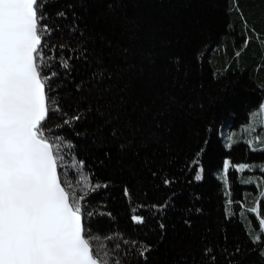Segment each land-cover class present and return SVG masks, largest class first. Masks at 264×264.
<instances>
[{"label": "trees", "instance_id": "obj_1", "mask_svg": "<svg viewBox=\"0 0 264 264\" xmlns=\"http://www.w3.org/2000/svg\"><path fill=\"white\" fill-rule=\"evenodd\" d=\"M39 11L42 131L93 250L113 264H264V142L238 137L264 101V0Z\"/></svg>", "mask_w": 264, "mask_h": 264}, {"label": "snow or ice", "instance_id": "obj_2", "mask_svg": "<svg viewBox=\"0 0 264 264\" xmlns=\"http://www.w3.org/2000/svg\"><path fill=\"white\" fill-rule=\"evenodd\" d=\"M41 7L42 0H0V264H113L107 251H94L86 238L79 203L58 176L63 157L42 131L48 97L36 62ZM230 164L223 163L225 183ZM131 219L143 223L141 216ZM259 224L264 232V219Z\"/></svg>", "mask_w": 264, "mask_h": 264}, {"label": "rangeland", "instance_id": "obj_3", "mask_svg": "<svg viewBox=\"0 0 264 264\" xmlns=\"http://www.w3.org/2000/svg\"><path fill=\"white\" fill-rule=\"evenodd\" d=\"M262 105H264V101L261 106ZM261 106L251 114L248 123L242 127L238 134V137L247 141L249 145L252 146V148H254V145H252L254 142H256V144L262 141L264 142V114H260ZM254 114H256L255 121L253 119ZM236 137L237 136H235L233 133H230L228 139L226 140L227 135H225L226 145L228 146L229 143L232 144L236 140Z\"/></svg>", "mask_w": 264, "mask_h": 264}, {"label": "water", "instance_id": "obj_4", "mask_svg": "<svg viewBox=\"0 0 264 264\" xmlns=\"http://www.w3.org/2000/svg\"><path fill=\"white\" fill-rule=\"evenodd\" d=\"M47 116H48V114H47ZM46 119H47V117H46ZM46 119H45V120H46ZM45 120H44V121H45ZM44 121H43V122H44ZM43 122H42V123H43ZM57 172H58V170H57ZM58 176H59V175H58Z\"/></svg>", "mask_w": 264, "mask_h": 264}]
</instances>
